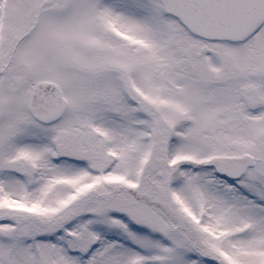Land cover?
Here are the masks:
<instances>
[{
  "label": "snow or ice",
  "instance_id": "6c2138e0",
  "mask_svg": "<svg viewBox=\"0 0 264 264\" xmlns=\"http://www.w3.org/2000/svg\"><path fill=\"white\" fill-rule=\"evenodd\" d=\"M0 264H264V0H0Z\"/></svg>",
  "mask_w": 264,
  "mask_h": 264
}]
</instances>
